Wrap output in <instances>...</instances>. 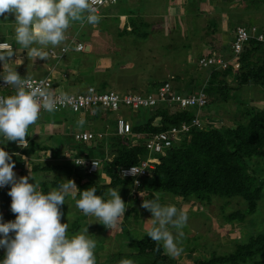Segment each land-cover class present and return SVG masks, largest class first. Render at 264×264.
<instances>
[{"label":"trees","instance_id":"16d2710c","mask_svg":"<svg viewBox=\"0 0 264 264\" xmlns=\"http://www.w3.org/2000/svg\"><path fill=\"white\" fill-rule=\"evenodd\" d=\"M210 1L214 2L215 0ZM221 1L222 10H227L223 6H226L227 1L230 0ZM251 1H254V5L258 2V0ZM212 4L214 5V3ZM252 24L254 23L249 25ZM257 26L262 27L263 24ZM216 51L225 58L232 55L230 45L228 49L224 45ZM237 60L239 66L236 69L231 65L224 69L208 68V73L200 87H194L195 78L190 77L187 85L191 87L188 90L194 92L203 87L206 94V103L199 109L195 105L181 110H170L167 106L162 105L139 108L144 111V117L139 121L131 122V130L133 135L139 134L140 138L149 137L171 125L189 123L195 116L200 123V126H192L185 134L174 139L164 154L157 155L158 161L144 175L130 177L121 174L122 168L139 165L148 150L142 142L129 145V140L119 136L116 132L110 137L108 136V139L96 143L73 140V143H77L80 147L79 155L95 158L100 162L96 172L87 173L84 167L69 161H63L60 164L39 161L31 165L30 169L26 168L21 154L31 159L39 157L40 151L45 152L51 147H53L52 154L56 153L57 155L61 147H71L65 139H62L61 134L56 137H61L62 144L58 143V147L55 149L56 145L50 146L44 142H37L33 135L29 134V130L30 136L26 135L25 137L28 146L20 147L19 150L11 149L12 158L21 162L14 166L13 171L18 177L28 174L32 176L34 179L33 181L30 179L29 182H34L38 190L45 193L51 189H57L61 183L67 182L66 180L69 179L76 184L78 190L95 187L97 194L105 199L108 198L106 193L110 188L118 189V194L126 204L125 214L119 222V227L129 242L127 249L118 246L115 253H106L102 256L103 254L99 251L102 252L105 247L103 224L97 221L86 226V221H84L86 215L82 212L68 224V235L78 233L81 227H87L89 237L96 240L94 252L97 264H125L126 261L129 264H175L173 257L167 256L163 247L152 241L146 235V231L141 232L134 229L136 232H132L129 218L131 217L134 221L138 220L143 199L161 201L157 193H170L184 199L193 197L204 201L210 200L214 195L225 198L238 197L245 201V208L229 212L226 218L228 220L236 218L242 221L246 214L255 211L258 200L262 197L264 174L257 173V169H259L257 160L264 157V107L259 109L246 104L243 106L247 117L245 122L238 119L236 123H233L232 120L227 119L230 124L219 125V127L207 122V111L200 113V110L210 102H214L215 105L225 104L228 97H231L229 92L233 95V91L239 87H264V44L250 38L243 44ZM231 74L234 77L235 86H230L226 81L227 76ZM174 77L170 79H174ZM166 79L168 78L155 80L149 87H157ZM97 88L104 90V87L98 86ZM101 109L93 107L90 111L94 113L93 116L97 117L104 112ZM56 117L58 116H54V122L63 125L64 123ZM74 117L80 121L78 114ZM204 117L206 122L203 120ZM63 128V135H65L68 127L66 125ZM11 146L18 147L15 142H12ZM94 147L98 148L97 154L91 152ZM251 160H255L253 167L250 166ZM53 170H57L56 174L48 177L49 171ZM34 173L36 176L33 175ZM63 177H67L66 180ZM137 181L139 185L135 186L138 192L136 194L132 191L131 185ZM10 186L9 184L0 188V217L5 221L14 219L15 216L10 211L11 198L7 194ZM129 194L133 198H129ZM77 196L79 197V192H77ZM74 201L75 199L71 198V204ZM66 206V203L60 206L62 216L66 214ZM93 226H96V229ZM180 246L182 247V245ZM194 248V246L190 247L189 250L192 251ZM3 253L0 248V256H3ZM249 258L254 260L253 264H264V226L257 233H253L251 230L247 240L238 242L232 251L198 259L196 264H241Z\"/></svg>","mask_w":264,"mask_h":264},{"label":"rangeland","instance_id":"374dc122","mask_svg":"<svg viewBox=\"0 0 264 264\" xmlns=\"http://www.w3.org/2000/svg\"><path fill=\"white\" fill-rule=\"evenodd\" d=\"M129 2L130 7L134 8L132 1L129 0ZM134 2L138 3L136 4L137 9H143L147 14H156L155 12L158 10L160 14L163 13V11L167 12L165 16H174V21L172 23L169 21V23L174 24V26L172 27L169 24L167 31L166 29L161 30V27H159L160 29L152 30V27L148 26L149 24H147L146 26L143 25L136 32H134V36H132L135 42L138 43V48H141V52L146 50L143 49L145 46L153 50L149 54L153 61L155 60V67L152 72L153 78L151 77L152 80H161V78L163 79V77L166 78L170 75L175 76L174 79H170L171 87L180 93L190 92L188 89L191 86L187 85V81L190 79V77L195 78V83L193 85L194 87H200L204 82L205 76L208 73V68L200 67L197 63V58L203 54L204 51H206V53L216 51L224 45L228 49L229 44L231 43V38L233 37V30L238 25L249 26V24L254 23L260 26L263 24L262 27H264V0H258L255 5L254 1L251 0H230L227 1L226 6H223V8L227 9H224V11L221 7V0H215L214 2H211L210 0H134ZM212 3H214V5ZM216 4H218V7H216ZM115 7L118 12L122 11V8L124 9L122 3H117L115 5L113 4L103 6L101 8V12L105 14H112V9ZM152 9H154L153 12H151ZM143 16L147 15L144 14ZM153 17L155 16H149V18H152V20ZM157 18L161 19L160 17ZM13 20L14 15L12 13H7L6 16H0V40L9 41L10 43L14 42L15 46L13 51L16 52L17 50H20L21 52L24 48L19 43L15 42ZM67 39L68 38H66V40ZM59 46L60 45H49L36 47H43L46 52L49 48L54 50V52L57 54V57H50L48 54L46 59V62L50 63L51 60L52 62H55L56 60L54 59L57 58L59 60L63 57V54L60 51L61 47L57 48L56 50V47ZM25 55L32 57L30 50H26ZM121 55L118 53L116 55L117 59H122ZM123 55L127 57L131 56L127 53H124ZM133 56H139V52L135 50V48ZM140 65L141 64L139 63L138 66L140 67ZM159 65L161 66V70H158ZM41 67L42 66H39L38 68ZM41 71L42 68L41 70L36 69L33 73L28 69L26 74L22 73V75L26 77H41L43 76ZM136 71H138V69H136L135 72ZM103 74H108V72L106 71V73ZM233 80L234 77L232 74L226 78V81L230 86H235ZM56 81L58 82L59 80ZM65 81L66 80L63 82L59 81L58 86L60 84V91H77L75 89L77 88L76 86H71ZM54 84H56L57 87V83L54 82ZM135 86L133 87V90L140 91V89H137ZM123 88L124 87L121 89ZM107 89L112 88L104 87V90ZM121 89H117V91H120ZM147 89L150 90L151 88L148 87ZM229 94L231 97H228V100L225 102V104L215 105L214 102H210L207 106L200 110V113L207 111L206 114L208 117L206 119L210 125L216 124V127H219V125L224 126V124L228 125L230 123L227 121V119L232 120L233 123H236V120L238 119L241 122H245L247 117L245 116V108L243 106L246 104L248 106H255L259 109L264 107V87L260 88L259 86H243L234 90L233 95L231 92H229ZM243 102L244 104H242ZM105 110L106 111L102 112L100 117L97 119L96 116H93L94 113H92V111L87 113L86 111L82 110L79 112H74L75 114L73 111L69 110H55L51 113L47 111L41 112L36 124L30 125L28 129L30 132L35 130L33 134L35 140L37 142H44L50 146L56 145L54 146L56 149V147H58V143L61 142L60 138L62 137V139H65L67 141L66 143L71 145V147L69 149L67 147H61L58 155L56 153L52 154L53 147H51L46 149L45 152L40 151L38 154L41 155L37 158L32 157L33 159H29L28 157L23 156L21 158L23 160L24 166L30 169L31 165H34L39 161L50 162L52 164H60L63 161H69L73 163V158L75 156H81L79 155L78 151L80 150V147L77 145V143H73L74 141L72 132L74 129H89L91 131L104 130V132H106L104 137L107 138L108 136L110 137V135H112L115 131V118L117 115H121L130 122L139 121L144 117L143 110H132L130 107L126 106H121L120 110L118 111H111L108 109ZM85 112L87 114H85ZM76 113L78 114L79 119L84 121L83 124H79V120L74 117L77 115ZM55 115L58 116L56 118L64 123V126L67 125L68 127L65 135H63V125L59 127V124L54 122ZM201 117L203 118L202 114ZM206 119L204 117V122H206ZM29 134L28 136H30ZM58 134H61L60 138L56 137ZM139 140H142V138L134 139L131 137L130 139L131 142H138ZM12 142L13 141H7L5 144L0 145V147H3L5 151L9 152V154L12 148L19 150V148L14 146H11V149H9L8 144H11ZM72 146H75L76 149H73ZM91 152L97 154L98 148L94 147L91 149ZM12 160L14 161V166L19 165L18 163L21 164V162H17L13 158ZM254 161L255 160L250 161L251 167L255 166ZM257 163L259 166L257 173L264 174V157L258 159ZM56 171L57 170L49 171L48 177L55 175ZM33 175L36 176L35 173ZM66 178L67 177H63L65 180ZM71 178L73 179L74 175ZM131 186L132 191L136 192L137 194V189L134 187L137 185L133 183ZM157 194L161 198V203L176 204L178 208L184 207L187 210L188 219L185 226L181 230L183 232V236L178 238L179 244L182 245L183 251L179 256L172 258L175 260V264H196L198 259L209 258L212 255L228 253L235 248L238 242L246 241L251 233V230L253 233H257L264 226V180L262 187V197L258 200V206L256 207L255 211L246 214L242 221H239L236 218L232 220H228L226 218L229 212L236 209L243 210L245 208V201L238 197L225 198L214 195L211 196L210 200L204 201L193 197L184 199L180 196L172 195L170 193ZM128 197L133 198L130 194ZM71 198V196L66 197V214L61 217V222H66L67 224L73 221L74 218L81 212L76 208L75 201L71 204ZM76 198L79 197L77 196ZM139 210L141 214L139 215L137 221H134L131 217L129 218L132 232H136L134 229L144 232L148 226L146 220L150 218L151 213L147 209L145 210L142 208ZM93 220H96V218L90 215L84 218V221H86V226L89 221ZM120 221L112 226L111 229L105 225H102L103 236L105 239V247L103 248L102 252L99 251V253L103 254L102 256H104L106 253H115L118 246L126 249L128 248L129 242L123 232L120 231ZM94 222L97 221H93L91 223ZM83 228L81 227L79 232ZM93 228L96 229V226H93ZM87 235L89 236V232ZM193 246L195 247L194 250L190 251L189 248ZM1 251L4 252L2 248ZM167 256L169 255L167 254ZM253 262L254 260L249 258L247 261L241 264H253Z\"/></svg>","mask_w":264,"mask_h":264},{"label":"clouds","instance_id":"9594fccd","mask_svg":"<svg viewBox=\"0 0 264 264\" xmlns=\"http://www.w3.org/2000/svg\"><path fill=\"white\" fill-rule=\"evenodd\" d=\"M7 13L14 15L15 42L25 50H30L33 58L44 60L47 59L48 53L43 47L36 46L60 45L65 41L66 32L73 22L95 25L101 19L94 0H0V16H6ZM67 50L63 49L65 52ZM203 54H206V51ZM13 55L11 46L0 48V66ZM0 81L3 85L15 89L12 94L0 96V145L13 141L19 149L27 147L28 141L25 137L28 135L29 126L38 121L42 109L49 113L54 112L57 102L47 88L29 85L15 68H5L4 73L0 75ZM154 88L156 87L151 89ZM157 105L167 106L163 103ZM167 107L175 109L172 106ZM78 123L83 124L84 121L81 119ZM93 132H102L101 140L106 139L104 130ZM130 139L129 145L139 143L131 142ZM73 140L76 141L74 138ZM23 156L26 155L21 154V157ZM147 156L148 153L139 165L132 166H141ZM76 158L81 160L75 161ZM91 159L75 156L73 163L84 167L87 173H93L99 167L89 172L87 167ZM93 164L96 166L95 162ZM153 166L146 167L145 173ZM127 168H122L123 176H137L124 174L123 170ZM13 169L12 155L0 147V188L11 185L7 194L11 198L10 211L15 214L14 219L7 221L0 217V248L4 250L3 256H0V264H97L94 252L96 240L87 235V227L76 234L68 235L69 225L61 222L60 206L65 204L66 197L71 196L75 199L76 208L84 215L95 217L96 220L93 221L111 229L120 221L126 210L125 201L118 194V189L110 188L106 193L108 198L105 199L97 194L95 187L78 190L75 183L69 179L57 189L45 193L38 190L34 182H29L30 179L33 181L32 176L28 174L18 177ZM138 181L133 183L139 185ZM77 192L79 198H76ZM141 207L151 213L150 218L146 220V235L162 246L169 256H179L183 248L178 238L183 236L181 230L188 219L186 208H178L172 203H161L158 199H143ZM125 264L129 262L126 261Z\"/></svg>","mask_w":264,"mask_h":264},{"label":"crops","instance_id":"0c3cea01","mask_svg":"<svg viewBox=\"0 0 264 264\" xmlns=\"http://www.w3.org/2000/svg\"><path fill=\"white\" fill-rule=\"evenodd\" d=\"M130 1L134 4V8L130 7L129 0H119L117 3H122L125 10L122 8V11L118 12L115 7L112 9V14H105L100 10L98 14L101 19L95 25L79 21L73 22L66 32V38L68 39H65L59 47H56V50L64 46L69 47L63 53L61 59L58 60L56 58L54 59L56 60L55 62L51 60L50 63H47L44 59L25 55L26 50L23 49L21 52L20 50L14 52L11 59L7 61L8 67L15 68L20 75L22 73L26 74L28 69L34 73L36 69L41 70L42 68V75L51 76L54 79L53 82L57 83L58 90L61 89L60 84L58 86L59 81L63 82L64 80L71 86H76L77 88L75 89L77 91H82L87 85L112 88V90L116 91L124 87L118 92L135 91L133 90L135 85L140 91L148 90L147 88L153 82L152 72L155 67V60L153 61L149 55L153 50L145 46L143 49L146 50L141 52V48H138V43L133 39L134 32L147 24L152 27V30L160 29L159 27H161V30L166 29L167 31L170 24L169 21L172 23L175 18L174 16H165L167 12L164 11L160 14L158 10V13L155 12L156 14H147L145 10L137 9L136 4L138 3L134 2V0ZM153 11L154 9L151 10V12ZM152 15L155 16L153 20L149 18ZM170 25L174 26V24ZM76 42L83 44L82 50L74 49ZM12 44V50H14L15 43L12 42ZM134 48L139 52L138 57L133 56ZM118 53L122 54V59H117L116 55ZM124 53L131 56H124ZM137 63L141 64L140 67ZM39 66L42 67L38 68ZM160 68L161 66L159 65L158 70H161ZM136 69L138 71L135 72ZM106 71L108 74H103ZM56 80L59 81L57 82ZM89 110H86V112H91ZM86 112L85 114H87ZM99 117L100 115L96 119ZM61 125L59 124V127ZM34 131L32 130L30 134L33 135ZM8 146L11 149V144H8Z\"/></svg>","mask_w":264,"mask_h":264},{"label":"built area","instance_id":"2783aa9c","mask_svg":"<svg viewBox=\"0 0 264 264\" xmlns=\"http://www.w3.org/2000/svg\"><path fill=\"white\" fill-rule=\"evenodd\" d=\"M117 1L118 0H94V3L99 13L103 6L115 4ZM250 38H254L264 44V28L259 27L256 24L249 26H236L233 30L231 43L229 44L230 52L232 54L231 56L225 58L216 51H211L198 57L197 63L200 67L209 69H224L228 65H231L236 69L239 66L237 60L238 54L243 44ZM8 46H11L12 48L13 44L8 41L0 40V48H6ZM64 48L68 49V47H61L60 51L62 54L65 52L63 51ZM74 49L78 51L82 50L83 44L76 42ZM47 52L50 56L57 57V54L53 49L49 48ZM7 61H5L3 66H0V75L4 73L5 68H10L8 67ZM172 77L173 76L170 75L169 78L162 82L158 87L151 89L148 92H118L112 89L102 90L94 85H87L82 91L63 92L57 89L56 84L53 82L54 79H52L51 76H22V78L26 79L29 85H40L47 88L53 94V98L57 102L56 110L66 109L73 112H79L92 109L93 107H99L111 111H118L121 106L130 107L132 110H138L139 108L156 106L160 103L181 110L194 105L199 109L206 103L207 98L203 88L190 93L177 92L171 87L170 78ZM14 91L15 89L12 86H5L2 84V81H0V96L12 94ZM42 111L44 110L42 109L41 112ZM115 126L116 133L125 139H130L131 137L134 139L140 138L139 134L133 135L130 121L126 120L121 115L116 116ZM192 126H200L197 116L193 117L189 123L183 122L180 125H171L165 130L156 132L149 137L142 138L141 142L146 146L148 156L145 161L142 162L141 166H130L127 169H124V174L129 173L131 175H138L145 173L146 167H152L153 164L158 161L156 155L164 154L165 149L171 146L173 140L178 136L185 134ZM72 134L76 141L82 142L101 140L103 137L102 132H93L91 130L82 129H77L73 131ZM138 142H140V140ZM79 160L81 159H75V161ZM93 162H95L96 166ZM98 167L99 160L92 158L88 162L87 170L93 172Z\"/></svg>","mask_w":264,"mask_h":264}]
</instances>
